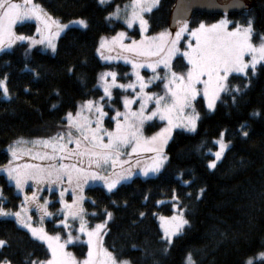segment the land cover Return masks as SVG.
<instances>
[{"label":"trees","instance_id":"16d2710c","mask_svg":"<svg viewBox=\"0 0 264 264\" xmlns=\"http://www.w3.org/2000/svg\"><path fill=\"white\" fill-rule=\"evenodd\" d=\"M129 1L112 0L100 5L98 0H36L46 13L62 22L84 19L88 27L68 29L59 38L54 54L29 50L26 44L0 54V79L7 78L10 97L4 98L0 91V168L8 163L6 149L12 142L52 133L65 113L75 110L76 104L102 95L97 88L98 78L110 66L100 60L99 40L125 29L121 22L106 17L116 6ZM237 1L242 2L241 7L228 11V18L240 25L251 19L252 40L257 43L264 36V0H229L225 5L230 7ZM176 2L160 0L158 7L147 14L149 34L170 28ZM223 15L211 11L193 13L190 21L196 27L201 22H215ZM16 30L32 36L36 25L26 23ZM130 34L139 37L137 29ZM174 68L186 69L182 57L175 59ZM229 80L233 85L250 80V86L237 96L235 104L230 95L224 94L213 113L199 99L196 104L201 118L197 131L174 132L166 148L167 163L157 176L134 177L111 193L99 186L85 190L84 209L90 225L104 222V209L112 212L106 224L104 245L118 258L130 260L131 264H184L191 252L196 264H244L264 251V67L259 64L254 76L249 70L248 79L232 75ZM53 104L57 105L55 109ZM241 124L247 125V138L238 132ZM159 127L157 124L156 129ZM225 129L231 148L217 167L210 170L206 166L212 158L208 150L216 151L212 141ZM202 143L204 147L199 148ZM201 188L204 192L197 199ZM0 191L6 198L4 207L18 211L22 199L1 172ZM173 191L189 225L164 253L158 216L174 214ZM53 209L57 211L59 205ZM141 212L145 213L143 217L139 215ZM50 225L48 229L56 231ZM0 239L10 245L0 254L8 256L13 264H26L29 258H50L48 249L11 218H0ZM77 251L79 256H85L84 246Z\"/></svg>","mask_w":264,"mask_h":264},{"label":"snow or ice","instance_id":"6c2138e0","mask_svg":"<svg viewBox=\"0 0 264 264\" xmlns=\"http://www.w3.org/2000/svg\"><path fill=\"white\" fill-rule=\"evenodd\" d=\"M108 2L109 0H98L100 5ZM158 5L159 0H130V4L125 5L124 8V23L129 28L138 23L140 32L143 34L147 31L148 24L144 14L151 12L153 7ZM120 13V7L116 6L106 19L119 20ZM32 19L43 25V31L37 27V32L41 33L40 40L18 35L13 31L18 22ZM175 23L177 27L174 37L171 32L165 31L152 37L142 35L140 41L132 40L129 44L123 43L125 32H119L111 37L112 44H118L122 53L131 54V59L128 55L117 57L105 55L104 50L108 40L101 37L97 48L101 58L108 61L114 58L124 59L126 63L132 65L136 80L121 84L117 82L116 71L101 73L99 87L102 88L103 94L98 99H84L75 105L74 111L66 112L54 134L47 138L38 137L31 140L21 137L9 145L8 152L11 159L7 165L0 168V172L6 173L8 180L14 182L18 194L24 193V187L29 181H32L31 187L35 190L31 191L30 196L24 194L19 211H11L4 207L6 198L0 191V218H14L19 227L26 229L33 239L45 244L51 253L47 260L29 258L26 264H131L130 260L118 258L103 246V230L106 228L107 221L112 218V212L104 209L103 214L106 217L104 222L92 228L87 226L84 219L85 209L81 203L84 199L82 195L84 185L89 181H100L109 193L113 192L118 185L137 174L133 171L132 158L135 156L136 166L141 165V153L154 155L151 163L140 167L139 174L147 177L159 173L168 160L167 154L164 153V145L171 138L173 129L183 128L192 133L197 131V122L201 117L192 107V101L202 96L207 109L215 111L217 101L221 99L223 93L230 95L235 104L237 96L242 94L243 89L250 86V80L242 85H233L229 77L235 73L248 79L249 70L254 76L258 64L264 67V36L259 37L258 44L251 42L253 35L251 19L247 20L246 25L236 24L232 30H228L227 24L230 22L227 20H221L210 26H205L201 22L194 29H190L187 19L182 17L176 18ZM70 24L88 27L84 19L71 21ZM70 24L60 23L50 17L34 0H20V2L0 0V52L11 48L16 41L28 40L30 46L46 42L47 47L55 53L56 46L52 43L51 31L53 26L56 30L55 35L59 36L61 31L70 27ZM44 32L48 35L45 36ZM186 32L187 37L184 36ZM182 37L187 41L183 51L178 47ZM108 51L110 52L111 49ZM177 55L187 61V71L183 74L172 71L171 68V62ZM246 56L249 57L247 61ZM149 57L156 59L145 63V58ZM160 65H163L165 70L163 76L157 73ZM143 67H148L153 72V76L147 82L138 71ZM32 71L36 75L34 70ZM68 72L71 73L72 68H69ZM236 78L233 76V79ZM6 79V77L0 79V91L4 98H10ZM154 80L162 82L164 88L162 95L145 92ZM137 84L139 91L136 90ZM114 88L125 91L132 89L135 93L131 99L127 95L122 97L123 112L112 108V89ZM56 95L58 96L59 93ZM105 101H107L109 112H114V115L104 110ZM136 101L139 102V107L133 111L131 105ZM149 103H153L154 107L149 109ZM56 107V104L52 105L53 109ZM186 108L190 109L187 114H185ZM253 115H259V113H253ZM106 117L109 122L114 123L111 129L104 127ZM154 118L167 121V125L151 137H145L142 132L143 125ZM246 129V124H241L238 129L239 134L244 138L249 135ZM226 132V129L221 130L218 137L212 141L216 151L208 150V154L212 157L207 162L208 169H215L224 153L231 148V140L225 138ZM198 147L203 148L204 144ZM24 156L29 158L28 162L18 163ZM182 183L188 184L189 181H182ZM43 185L48 186L49 192L59 191V203L62 207L56 214L48 210L47 199H44L43 203L40 202L37 193L43 190L41 187ZM69 189L73 196L71 203L64 200V195ZM203 192L204 189L201 188L197 199ZM172 201L174 214L170 217H159L163 230L160 239L164 245V253H167L172 246L174 237L180 236L185 226L189 225L183 206H179L175 191L172 194ZM30 208L36 209L41 223L45 218L62 215L63 219L59 220V225L62 226L61 231L70 228L69 218L74 222L78 221L79 227L74 230L87 237L84 241L88 246L87 256L82 261H76L71 253L65 251L66 245L79 240V235L73 236L72 231H66V238L61 242L59 232L50 235L43 226H34L32 217L27 214ZM139 215L143 217L145 213L141 212ZM8 247H10L9 242L0 239V253ZM259 259L264 261V251L259 253ZM0 264H13V261L8 256L0 254ZM184 264H196L191 252L187 253ZM244 264H253V259H248Z\"/></svg>","mask_w":264,"mask_h":264},{"label":"rangeland","instance_id":"374dc122","mask_svg":"<svg viewBox=\"0 0 264 264\" xmlns=\"http://www.w3.org/2000/svg\"><path fill=\"white\" fill-rule=\"evenodd\" d=\"M111 1H112V0H109V2L106 3V4H109ZM15 2H20V0H15ZM34 2H35L36 4H38V3L36 2V0H34ZM219 2H220V4L225 5L226 3L229 2V0H219ZM159 3H160V0H159ZM241 3H242L241 1H237V2L234 3V5H237V6H238V5H240ZM128 4H130V1H129L128 3H126L125 5H128ZM38 5H39V4H38ZM125 5H123V6H119L120 9H121L120 19H119V20H117V19H112L113 21L121 22V23L125 26V29H124V30L119 31V32H125V34H126V35H125V38H124V40H123V43H124V44H129L132 40L140 41V40L142 39V35H143L144 37H152V36H157L159 33H161V32H165V31H167V32H171V33H172V36L174 37V35H175V30H176V27H177V26L174 27V28H167V29H165L164 31H161V32L156 33V34H149V25H148V24H147V31H145L143 34H141V32H140V28H139V24H138V23L134 24L131 28H129V27L124 23V19H125L124 8H125ZM40 7H41V6H40ZM41 8H42V7H41ZM156 8H157V7H153L152 11L155 10ZM152 11H151V12H152ZM44 12H45V11H44ZM45 13H46V12H45ZM149 13H150V12H149ZM149 13H145V14H144V18H145L146 20H147V14H149ZM47 14H48V13H47ZM48 15H49V14H48ZM49 16L52 17V18H54L55 20H58L60 23H63V24H70V22H71V21H69V22H62L61 20H59V19L56 18V17H53V16H51V15H49ZM77 20H78V19H77ZM221 20H227V21L230 22V23L227 24V28H228V30H232V28L237 24V23H235V22H232V20H230V19L228 18V13H225L223 16H221V17H220L217 21H215V22H212V23H204V22H203V24H204L205 26H210V25H212V24H217V23L220 22ZM72 21H75V20H72ZM85 21H86V20H85ZM187 21H188V26H189L190 29H194V28H197V27L199 26V25L196 26V27L192 26V22L190 21V19L187 20ZM86 22H87V21H86ZM26 23H34V24L36 25V33H35L34 35L29 36V35H27V34H19V33L17 32L16 27H17L18 25H24V24H26ZM37 27H40V28L42 29V31H43V25H42V24H39L36 20L32 19V20H26V21H23V22H18V23L14 26L13 31H14L16 34H18V35H24V36H26V37H32V38L35 39V40H40V39H41V33H38V32H37ZM73 27L84 29L83 27H81V26H79V25H77V24H70V27H69L68 29L73 28ZM68 29H65V30L61 31V32H60V35H59V36H56V35H55V31H56V30H55V27L53 26V28H52V30H51L52 33H53V36H52V43L55 44L56 49H57V44H58V40H59V38H60V37H61V36H62V35L68 30ZM134 29H137V31H138V33H139V37H135V36H133V35L130 34V31H133ZM119 32H117V33H119ZM117 33L114 34V35H112V36H104V37L107 38V40H108V43L106 44V48H105V50H104V54H105V55H111V56H113V57H117L118 55H120V56L128 55L129 59H131V54L122 53V52H121V49H120V47H119L118 44H117V45H113V44H112V42H111V37L116 36ZM43 34H44L45 36L48 35L47 32H44ZM184 36L187 37V36H188V33L186 32V33L184 34ZM252 36H253V35H252ZM100 41H101V39L99 40V44H100ZM192 42L194 43V39H192ZM251 42H252L253 44H258V43H259V41H258L257 43H254L253 40H252V37H251ZM20 44H26V45H27V48H28L29 50H38V51H41V52H43V53L54 54V53L52 52L51 48L47 47V43H46V42H45L44 44L37 43V44H34V45H31V46H30V41H28V40H25V41H16V42L12 45L11 48H6L4 52L12 51V50H14V49H15L18 45H20ZM99 44H98V47H99ZM186 46H187V41L184 39V37H182V38H181V42H180V44L178 45V47H180V48H181V51H183V50L186 48ZM108 49H111V51L109 52ZM55 52H56V51H55ZM1 53H3V52H0V54H1ZM98 55H99L100 60H101V62H102L103 64H106V65L110 66V68L104 69L101 73L108 72V71H116V72L118 73V75H117V82H118V83H121V84L131 83V82H133V81L136 80V77H135V75L133 74V68H132V65H131L130 63H126L124 59H116V58H114V59L108 61V60H104V59H102V58H101V55H100L99 53H98ZM177 57H182V56L177 55L176 57L173 58V60H172V62H171V68H172V71H175V72H177V73L183 74V73H185V72L187 71V68H186L184 71H178V70H176V69L174 68V61H175V59H176ZM182 58H183V57H182ZM155 59H156L155 57L145 58L144 62H145V63H149V62L154 61ZM248 59H249V57L246 56V57H245V60L247 61ZM183 60H184L185 64L187 65V61H186L185 59H183ZM258 65H259V64H258ZM258 65H257V66H258ZM120 66L127 67L128 70H127V71H124L123 69L120 68ZM138 71H139L140 75L143 76V77L145 78V82H147L148 79H149L150 77L153 76V72H152V70L149 69L148 67L140 68V69H138ZM101 73H100V74H101ZM157 73H159V75H161V76L165 75V70H164V68H163V65H160V66L157 68ZM233 75H239V74H235V73H234ZM99 76H100V75H99ZM127 77H129V78H127ZM230 77H231V76H230ZM230 77H229V79H230ZM198 87H201V86L198 85ZM97 88H98V89L101 91V93L103 94V90H102V88L99 87V78H98ZM136 90L139 91V85H138V84H137V89H136ZM145 92H151V93H156V94H160V95H162V94L164 93V88H163V84H162V82L159 81V80H154V81H153L151 84H149V86L145 89ZM112 94H113L112 108H113V109H118V110H120L121 112L124 111V108H123V105H122V97L125 96V95H127V96L131 99V98L135 95V93L133 92L132 89H128L127 91H125V90H123V89H118V88H114V89H112ZM223 95H224V94L222 93V94H221V98H222ZM199 99H202L204 107L206 108L207 111H209V110L207 109V107H206V102L203 100V97H202V96H198L194 101H192V107L198 112L197 104H196V103L198 102ZM220 101H221V99H220L219 101H217V105H218V103H219ZM104 103H105V109H104V110H105L106 112H109V108H108V106H107V101H105ZM138 107H139V102H138V101L134 102V103L131 105V108H132L133 111L137 110ZM153 107H154V104H153V103H149L148 108L151 109V108H153ZM216 107H217V106H216ZM189 112H190V109H187V108H186V109H185V114H187V113H189ZM209 112L213 113L214 111H209ZM109 114H110V115H114V112H109ZM177 119H179V118L177 117ZM157 124H160V127L156 129V125H157ZM197 124H198V122H197ZM166 125H167V121H161V120H159V118H154L152 121H146V122L144 123V125H143V128H142L143 135H144L145 137H151L152 135L158 133L162 128L166 127ZM104 127L111 129L112 127H114V123L109 122L108 118L106 117L105 120H104ZM57 130H58V127H56V128L53 130L52 133H50V134H48V135H46V136L40 137V138H47L48 136L54 134ZM176 130H182V131H185L183 128H174V129H173L172 134H171V138L168 140L167 144L164 145V153H165V154H166V148H167L168 144L170 143V141H171V139H172V137H173V134H174V132H175ZM185 132H187V133H191V134H194V133H192V132H188V131H185ZM24 139H25V140H31V139H29V138H24ZM33 139H34V138H33ZM12 143H13V142H12ZM12 143H11V144H12ZM8 147H9V146H8ZM8 147H7V149H6V152H7V154H8V157H9L8 161H9V160L11 159V155H10V153L8 152ZM153 155H154L153 153H141V154H140L141 165H139V166H136V165H135V159H136V158H135V156H134V157L132 158L133 171H134L135 173H137V174L133 175L128 181H126V182H122L120 185L130 182L134 177L150 178V177H155V176H157V175L163 170V168H164L165 164L167 163V161L164 163V165H163V167L161 168L160 172L157 173V174L149 175V176H147V177L143 176L142 174H139V169H140V167H143L144 165L151 163V159H152ZM28 159H29V158H28L27 156H24V157L22 158V160L18 161V163L28 162ZM218 163H219V162H218ZM7 164H8V163H7ZM7 164H6V165H7ZM3 167H4V166H3ZM3 167H1V168H3ZM210 170H213V169H210ZM1 173L4 174V175L7 177L6 173H4V172H1ZM7 179H8V178H7ZM8 181H9V180H8ZM9 182H10V181H9ZM10 183H11V185H13L14 188H15V184H14V182H10ZM120 185H118V186H120ZM31 186H32V181H29L28 184L25 185V187H24V193H23V194H18V195L21 197L22 201H23V198H24V194H27V195L30 196V195H31V191H32V190H35V189H33ZM91 186H99V187L104 188V189L107 191V189L103 186V183H102V182H100V181H96V182L89 181V183L86 184V185H84V187H83V193H82V195H83L84 199H83V201L81 202L83 208H84V201H85V190H86L88 187H91ZM41 187L43 188V190H42V191H39V192L37 193L38 197L40 198V202L43 203L44 199H47V200L49 201L48 210H49L50 212L56 214L57 211H55V210L53 209L54 206L57 204V205H59V209L62 207V205L59 203V191H56L55 193H53V192H49V191H48V186H47V185H43V186H41ZM53 187H55V186H53ZM15 190H16V192H17V189H16V188H15ZM107 192H108V191H107ZM17 193H18V192H17ZM72 199H73L72 192H71V189H69V191L66 192L65 195H64V200L67 201L68 203H71V202H72ZM19 210H20V209H19ZM19 210H18V211H19ZM27 214L30 215V216L32 217V223L34 224V226H43V227L45 228V230H46L50 235H55L56 233L59 232V234L61 235V242H63V240L66 238V231H72L73 236H77V235H79V240L74 241L72 244H68V245H66V247H65V251L68 252V253H71V256H72L73 258H75L76 261H82V260L87 256L88 246H87L86 243H84V241L87 240V237L84 236L83 234H80V233H78L77 231L74 230V229H76V228L79 227V222H78V221H75V222H74L71 218H69L68 223H69V225H70V228H69L68 230H66V231H61L62 226L59 225V220H60V219H63V216H62V215H53V216L50 217V218H45V219L43 220V222L41 223V221H40V219H39V214L37 213V211H36L35 208H30ZM184 215H185V213H184ZM58 216H60L61 218L57 220L56 217H58ZM159 217H160V215L158 216V220H159ZM164 217H165V216H164ZM10 218H11V217H10ZM185 218H186V217H185ZM11 219H13V220L15 221L14 218H11ZM84 219L86 220V222H87V226H88L89 228H92V227H94V226L96 225V224H94V225H90V223H89V221H88L86 215L84 216ZM48 223H50V224H51V225H50L51 228L56 229V231L51 232V231L48 229V228H49ZM159 224H160V226H161V221H160V220H159ZM18 226H19V225H18ZM20 228H21V227H20ZM23 230L27 231L26 229H23ZM162 231H163V230H162ZM105 234H106V228L103 230V241H102V242H103V246L106 248V246L104 245V237H105ZM174 238H175V237H174ZM34 240H35V239H34ZM36 241H38V240H36ZM38 242H40L41 244H43L41 241H38ZM43 245L47 248V246H46L45 244H43ZM83 246L85 247V256H84V257L79 256V253H78V251H77V250L79 249V247H83ZM49 253H50V252H49ZM50 256H51V253H50ZM249 259H253V263L256 262V261H261V260L259 259V254H257V255L254 256V257H251V258H249Z\"/></svg>","mask_w":264,"mask_h":264},{"label":"water","instance_id":"95a60500","mask_svg":"<svg viewBox=\"0 0 264 264\" xmlns=\"http://www.w3.org/2000/svg\"><path fill=\"white\" fill-rule=\"evenodd\" d=\"M217 1L218 0H177L173 10L170 27H176L175 20L178 17L189 20L193 13H206L211 11L213 13L223 14L225 11L228 12L232 9L241 7V5L237 6L232 3L229 7Z\"/></svg>","mask_w":264,"mask_h":264}]
</instances>
